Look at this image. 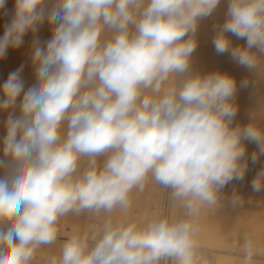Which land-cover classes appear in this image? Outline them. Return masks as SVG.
<instances>
[{
    "label": "clouds",
    "instance_id": "9594fccd",
    "mask_svg": "<svg viewBox=\"0 0 264 264\" xmlns=\"http://www.w3.org/2000/svg\"><path fill=\"white\" fill-rule=\"evenodd\" d=\"M221 2L15 0L0 59L31 33L34 82L26 86L21 65L0 85V264H32L70 213L106 216L63 238L49 264H197L195 218L264 156V124L252 112L234 124L249 79L192 68L200 23ZM226 3L214 50L253 75L264 69V0ZM44 24L51 35L41 42ZM246 142L256 145L250 155ZM149 179L183 214L114 220ZM251 188L264 189V167ZM244 248L251 264L247 239Z\"/></svg>",
    "mask_w": 264,
    "mask_h": 264
},
{
    "label": "bare ground",
    "instance_id": "6f19581e",
    "mask_svg": "<svg viewBox=\"0 0 264 264\" xmlns=\"http://www.w3.org/2000/svg\"><path fill=\"white\" fill-rule=\"evenodd\" d=\"M225 5L227 6L226 0H222L216 12L201 21L196 36L198 47L193 54L192 68L193 71L202 73L204 70L205 73L214 70L227 72L235 76L236 80H239L240 74L242 78H248V86L238 87L237 90L235 101L238 105V113L234 124H247L251 112L255 117L256 123L264 124V69L258 70L252 75L247 69L234 62L228 54H217L213 47L214 24L224 21L226 12ZM37 35L41 42L46 41L51 35L50 27L44 24ZM110 35L111 33L106 31L103 38L107 39ZM25 37V42L19 49H9L11 50L9 51L11 55L8 59L16 69L21 65V54L30 53L31 50V33ZM232 39L234 44L244 43L243 40H239L234 36ZM24 49L27 50L26 53H23ZM29 58L28 61L25 60L26 72L25 70L23 71L25 72L23 73L25 74L23 77H25L27 84L29 83L31 85L34 82V69L31 63V57ZM3 60L5 61L6 59ZM9 61L6 62L9 63ZM255 149L256 145L254 143H247V152L249 155ZM84 159L86 160L87 158ZM81 162L83 161L81 160ZM262 167H264V156L255 164L249 161V167L243 179L244 181L234 180L230 182L223 189L222 200L219 205L215 208L205 207L201 210L199 216L195 218L194 223L198 227L195 239L197 245L204 248V255L197 259V264H244L246 255L244 248L245 239L251 242V264H264V189L259 192H254L251 188L253 179ZM157 185L149 179L143 191L134 189L130 193L131 204L127 210L116 209L110 215L114 216L116 220H129L136 223H143L145 219L157 215L159 204V195L157 194L159 188L157 189ZM233 193L241 196L240 203L233 204L231 202ZM137 202H139L138 204H140L141 209H133V206ZM136 206L139 207L138 205ZM180 210L181 212L184 211L181 208ZM80 221L81 219L79 217L76 218L75 215H67L61 218L59 223L60 238H58V240H61V246L63 238H66L72 232L86 231L89 228L82 229L83 226ZM101 223L90 224V227L98 226ZM52 256L55 255L50 247L42 246L37 250L32 264H49Z\"/></svg>",
    "mask_w": 264,
    "mask_h": 264
},
{
    "label": "rangeland",
    "instance_id": "374dc122",
    "mask_svg": "<svg viewBox=\"0 0 264 264\" xmlns=\"http://www.w3.org/2000/svg\"><path fill=\"white\" fill-rule=\"evenodd\" d=\"M11 3V4H10ZM15 4V0H7V2H6V5H5V8L4 9H0V37H2L3 36V33H4V29H5V26L10 22V18H12V16H13V14H14V9L12 10V8L14 7L13 5ZM225 7H227L226 5H225ZM10 11H11V13H10ZM10 15H8V14ZM9 17V18H8ZM2 35V36H1ZM26 38V37H25ZM25 38H24V42H25ZM26 49H24V52L23 53H26L27 52V50L25 51ZM9 51H11V50H9ZM8 51V53H7V55H6V57L4 58V59H6L5 61L3 60V59H0V63H1V61L3 60V62L0 64V85H2L3 84V82L6 80V77H8L7 76V74L8 73H10V72H12V71H14V70H16V68L10 63V61H9V59H8V57L10 58V55H11V53ZM28 54V55H27ZM24 55H25V57H24ZM30 57V53L28 52V53H26V54H21V57H20V63H21V65H23V66H25L24 64H25V62L26 61H28V59H30L29 58ZM26 60V61H25ZM9 61V63H7V62ZM23 62V63H22ZM3 64V65H2ZM5 64V65H4ZM11 65L10 66V68H9V65ZM7 65V66H6ZM20 65V66H21ZM2 66V67H1ZM19 66V67H20ZM6 67V68H5ZM3 68V69H2ZM2 69V70H1ZM8 69V70H7ZM10 70V71H9ZM12 70V71H11ZM25 70V72H26V66L25 67H23V71ZM25 72H22V77L23 76H25V74H23V73H25ZM203 73H205V70L203 71ZM9 75V74H8ZM23 79H24V81L26 82V79H25V77H23ZM245 78L243 77L242 78V75L240 74L239 75V80H237L238 81V84H239V82L240 81H242V80H244ZM29 84V83H28ZM28 84H27V82H26V86H28ZM30 85V84H29ZM6 115L7 114H5V113H0V137H2L3 136V134H4V130H3V125H1V124H3V120H4V118H6ZM4 116V117H3ZM2 121V122H1ZM87 160V159H86ZM86 160L83 158L82 159V161L83 162H81V168L83 169L84 167H86L87 166V162H86ZM83 165V166H82ZM81 169V170H82ZM0 174H2V171H0ZM242 181H244V180H242ZM145 186H147V183H146V185ZM157 186H159V185H157ZM159 187H157V189H158ZM158 195H159V189H158V193H157ZM139 202H137L134 206H133V209H141V207H140V204H138ZM136 205H138L139 207H137ZM68 215H75V214H68ZM105 216H106V214H104V213H101L99 216H97V215H94V214H92V213H83V214H81V215H75V217L76 218H80L81 219V225L83 226L82 227V229H85V228H88V227H90V224L92 225V224H95V223H100V222H103V219L105 218ZM111 217L114 219V220H116L115 218H114V216H112L111 215ZM77 220H79V219H77ZM97 221H99V222H97ZM80 225V226H81ZM60 241L61 240H57L54 244H52V245H48V247H50V249L54 252V255L55 256H57L58 257V253L60 252V249H61V245H60Z\"/></svg>",
    "mask_w": 264,
    "mask_h": 264
},
{
    "label": "built area",
    "instance_id": "2783aa9c",
    "mask_svg": "<svg viewBox=\"0 0 264 264\" xmlns=\"http://www.w3.org/2000/svg\"><path fill=\"white\" fill-rule=\"evenodd\" d=\"M158 187H159V204H158L157 215L171 217V216L183 214L180 208L175 206L173 202L170 200L169 190L163 188L160 185ZM196 254H197V259L203 256L204 248L197 245Z\"/></svg>",
    "mask_w": 264,
    "mask_h": 264
}]
</instances>
